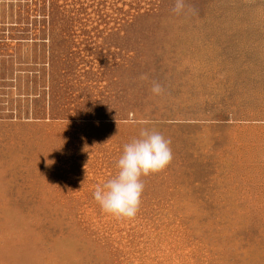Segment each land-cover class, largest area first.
I'll list each match as a JSON object with an SVG mask.
<instances>
[{
    "label": "rangeland",
    "instance_id": "374dc122",
    "mask_svg": "<svg viewBox=\"0 0 264 264\" xmlns=\"http://www.w3.org/2000/svg\"><path fill=\"white\" fill-rule=\"evenodd\" d=\"M175 3L0 0V264H264V0ZM142 128L173 159L118 220Z\"/></svg>",
    "mask_w": 264,
    "mask_h": 264
},
{
    "label": "clouds",
    "instance_id": "9594fccd",
    "mask_svg": "<svg viewBox=\"0 0 264 264\" xmlns=\"http://www.w3.org/2000/svg\"><path fill=\"white\" fill-rule=\"evenodd\" d=\"M184 8V0H176L173 11L180 14ZM151 91L155 95L163 93L158 83ZM170 144L160 132L149 128H142L137 138L125 144L116 164L117 173L93 192L101 210L118 220L135 218L145 187L141 177L159 173L171 163Z\"/></svg>",
    "mask_w": 264,
    "mask_h": 264
}]
</instances>
